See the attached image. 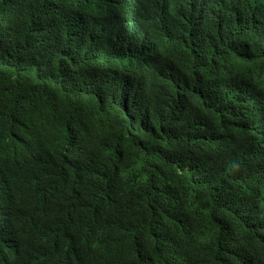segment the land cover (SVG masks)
I'll return each mask as SVG.
<instances>
[{"label":"trees","instance_id":"obj_1","mask_svg":"<svg viewBox=\"0 0 264 264\" xmlns=\"http://www.w3.org/2000/svg\"><path fill=\"white\" fill-rule=\"evenodd\" d=\"M0 168V264H264V0L5 1Z\"/></svg>","mask_w":264,"mask_h":264},{"label":"clouds","instance_id":"obj_2","mask_svg":"<svg viewBox=\"0 0 264 264\" xmlns=\"http://www.w3.org/2000/svg\"><path fill=\"white\" fill-rule=\"evenodd\" d=\"M5 1H10V0H1L2 4L0 3V9ZM124 1L127 4H130L137 0H124ZM139 1L142 3V0ZM129 55L130 53L127 52H124L122 54V52L120 51H115L113 54L109 56V59L111 62L116 60L119 61L125 60L127 62L129 60ZM0 175H1V168H0ZM0 190L2 191V193H0V261H2L4 257L9 255L10 253L9 248L11 247L13 241V231L11 226H7L8 221L14 207L19 208L21 199L16 193H14L13 191L7 188L0 187ZM29 190H31L33 193H38V190L35 187ZM93 234L94 233H92L91 235L93 236ZM90 237L87 236L88 239H90ZM106 237L111 238L112 234L111 235L109 234Z\"/></svg>","mask_w":264,"mask_h":264}]
</instances>
